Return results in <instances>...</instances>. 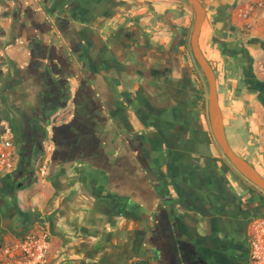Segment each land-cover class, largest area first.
<instances>
[{
    "label": "crops",
    "instance_id": "crops-1",
    "mask_svg": "<svg viewBox=\"0 0 264 264\" xmlns=\"http://www.w3.org/2000/svg\"><path fill=\"white\" fill-rule=\"evenodd\" d=\"M199 1L226 139L264 178V112L224 80L220 53L227 40L264 41V0ZM193 21L184 0H0V132L10 129L15 163L0 175V248L39 228L46 264H184V244L246 264L264 193L212 137ZM246 49L264 81V50ZM67 84L73 143L51 123L65 99L50 86ZM89 97L94 127L80 136Z\"/></svg>",
    "mask_w": 264,
    "mask_h": 264
},
{
    "label": "flooded vegetation",
    "instance_id": "flooded-vegetation-1",
    "mask_svg": "<svg viewBox=\"0 0 264 264\" xmlns=\"http://www.w3.org/2000/svg\"><path fill=\"white\" fill-rule=\"evenodd\" d=\"M230 43L232 45L231 49L229 47ZM251 52V49L245 51L239 39L227 40V43L221 46L220 53L224 58L222 67L224 71V80L228 77L233 80L235 90H239V92L242 93V95L246 99L245 103L247 104L248 100H251V102L258 104L261 111L264 112V89L261 91L254 89L252 84L248 83L250 78L258 80V78H256L255 76V70L253 67L254 60ZM209 64L212 67L217 83V71L214 65H212L211 63ZM65 87L66 88H62L61 93H59L56 92V86H50V98L58 100L61 98L65 99V101L60 102V104L56 107L55 114L53 119L51 120V123L53 124L55 131L63 132V137L67 140V143H73L75 140H77L76 137H78L77 135L71 133L74 130L71 128V120H69L72 115L76 116L73 104L74 96H72L71 94L70 86L67 84ZM91 88L93 92L97 94V97L101 99V93L99 92L100 88H93V86ZM93 104V97H89L86 102L81 105L79 114L81 115L82 122L79 127L78 125H75V127L77 126L76 129L80 136L84 135V133H86L88 130H92L94 127L93 122L90 121L87 117V115L90 113H85L89 106ZM103 105L105 106V104ZM107 111L108 113H111L109 110ZM221 114L222 116L224 115L223 111H221ZM132 142L136 148L137 144H139L140 142V137L135 135L134 137H132ZM136 152L140 153L141 149L137 147ZM250 230L248 231V247L247 253L245 255L246 264L248 262L250 246ZM183 248L184 264H228L227 262H223L218 258L210 260L207 254H205L201 249H197L196 246H193L191 249L190 246L184 244Z\"/></svg>",
    "mask_w": 264,
    "mask_h": 264
},
{
    "label": "water",
    "instance_id": "water-1",
    "mask_svg": "<svg viewBox=\"0 0 264 264\" xmlns=\"http://www.w3.org/2000/svg\"><path fill=\"white\" fill-rule=\"evenodd\" d=\"M194 13L193 28L190 35V47L192 56L198 65L207 84V116L212 137L223 156L232 167L248 182L264 193V178L243 158L238 156L230 147L224 130L223 118L218 103L216 78L212 67L204 57L198 44V37L205 17V9L199 0H185ZM246 46L256 50H264V41L251 39L242 47L247 51ZM254 89L263 90L264 81L250 78L248 81ZM251 104V103H250Z\"/></svg>",
    "mask_w": 264,
    "mask_h": 264
},
{
    "label": "built area",
    "instance_id": "built-area-1",
    "mask_svg": "<svg viewBox=\"0 0 264 264\" xmlns=\"http://www.w3.org/2000/svg\"><path fill=\"white\" fill-rule=\"evenodd\" d=\"M261 71L264 73V66ZM14 168L10 129L3 126L0 132V175L10 173ZM49 247L48 232L36 228L13 244L0 248V264H46ZM247 264H264V219H257L251 225Z\"/></svg>",
    "mask_w": 264,
    "mask_h": 264
},
{
    "label": "rangeland",
    "instance_id": "rangeland-1",
    "mask_svg": "<svg viewBox=\"0 0 264 264\" xmlns=\"http://www.w3.org/2000/svg\"><path fill=\"white\" fill-rule=\"evenodd\" d=\"M214 64V67H215V69H216V71H217V74L219 75V76H221V74H220V67L218 66V64H216L215 62L213 63ZM206 94H207V92H206ZM207 97V96H206Z\"/></svg>",
    "mask_w": 264,
    "mask_h": 264
},
{
    "label": "trees",
    "instance_id": "trees-1",
    "mask_svg": "<svg viewBox=\"0 0 264 264\" xmlns=\"http://www.w3.org/2000/svg\"><path fill=\"white\" fill-rule=\"evenodd\" d=\"M185 1V0H184Z\"/></svg>",
    "mask_w": 264,
    "mask_h": 264
}]
</instances>
